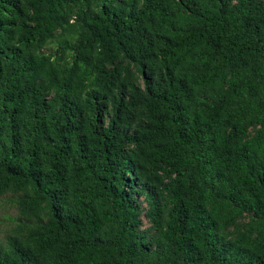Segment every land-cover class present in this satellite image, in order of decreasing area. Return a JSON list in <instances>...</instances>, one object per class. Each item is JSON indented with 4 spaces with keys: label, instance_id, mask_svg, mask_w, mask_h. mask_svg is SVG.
<instances>
[{
    "label": "trees",
    "instance_id": "16d2710c",
    "mask_svg": "<svg viewBox=\"0 0 264 264\" xmlns=\"http://www.w3.org/2000/svg\"><path fill=\"white\" fill-rule=\"evenodd\" d=\"M3 199L0 264H264V0H0Z\"/></svg>",
    "mask_w": 264,
    "mask_h": 264
},
{
    "label": "rangeland",
    "instance_id": "374dc122",
    "mask_svg": "<svg viewBox=\"0 0 264 264\" xmlns=\"http://www.w3.org/2000/svg\"><path fill=\"white\" fill-rule=\"evenodd\" d=\"M15 214V208L11 202L3 201L0 202V239H2L5 229L8 226L9 220L6 218L8 215ZM145 226L149 224L148 221L144 220Z\"/></svg>",
    "mask_w": 264,
    "mask_h": 264
}]
</instances>
